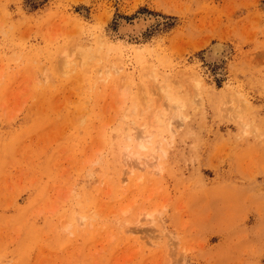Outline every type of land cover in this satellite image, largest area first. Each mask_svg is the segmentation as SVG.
Listing matches in <instances>:
<instances>
[{
  "label": "rangeland",
  "instance_id": "374dc122",
  "mask_svg": "<svg viewBox=\"0 0 264 264\" xmlns=\"http://www.w3.org/2000/svg\"><path fill=\"white\" fill-rule=\"evenodd\" d=\"M0 264H264V0H0Z\"/></svg>",
  "mask_w": 264,
  "mask_h": 264
},
{
  "label": "bare ground",
  "instance_id": "6f19581e",
  "mask_svg": "<svg viewBox=\"0 0 264 264\" xmlns=\"http://www.w3.org/2000/svg\"><path fill=\"white\" fill-rule=\"evenodd\" d=\"M145 20L147 21V19H145ZM139 21H140V22H139ZM142 21H143V20H138L137 24H135V25L133 24L132 27H134L136 30H138L139 27L142 28V26L144 25V23H143ZM144 22H145V21H144ZM135 23H136V22H135ZM138 23H139V24H138ZM147 23H148V22H147ZM124 25H125V26H124ZM124 25H123V26L125 27V28L123 27L124 29H126V30H128V31H131V29H130L131 26H128V25H126V24H124ZM129 27H130V28H129ZM121 28H122V27H121ZM124 29H123V30H124ZM132 29H133V28H132ZM139 31H140V30H139ZM137 32H138V31H137ZM216 46H218V45H216ZM215 49H216V48H215ZM219 49H220V48H219ZM197 84L199 85V84H200V81L197 80ZM198 85H196V86L198 87ZM122 94H123V93H122ZM123 96H124V95H123ZM123 101H124V100H123ZM124 102H125V101H124ZM124 102H123V103H124ZM176 107H177V106H176ZM173 117H174V116H173ZM173 117H172V118H173ZM179 117H180V116H179ZM177 118H178V117H177ZM178 119L181 120V118H178ZM171 120H172V119H170V121H171ZM170 125H171V122L168 123V127H169ZM170 130H171V129H170ZM138 136H139V135H138ZM138 136H137V137H138ZM141 136H143V135H141ZM141 136L138 137L140 141H138V143H137V147H138L140 150H144V149L146 148V146L144 145V139H145V138L143 137V138H144V139H143ZM138 138H136V139H138ZM148 138H149V136L147 137V139H148ZM147 139L145 140V142L147 141ZM148 140H149V139H148ZM150 141H151V140H150ZM148 143H149V142H148ZM148 143H147V144H148ZM150 143H151V142H150ZM150 143H149V144H150ZM139 149H138V150H139ZM154 154H155V152L152 153V156H153V157H154ZM126 158L134 159V160H136V161H140V160H141V154H139V152H137V153H128V155H127ZM156 159H157V158H156ZM134 160H133V161H134ZM154 161H155V160H154ZM134 162H135V161H134ZM137 163H138V162H137ZM140 163H141V162H140ZM152 163H153V162H152ZM138 164H139V163H138ZM136 165H137V164H136ZM138 166H139V165H138ZM152 166H153V165H152ZM155 167H156V166H155ZM131 172H132V169H131V170L129 169V172H128V173L131 174ZM153 210H154V209H153ZM125 211H126V210H125ZM125 211H124V212H125ZM151 213H152V212H151ZM144 214H145V213H144ZM151 215H152V214L149 213V214H147L146 216L150 217ZM84 216H86V215H83L82 217L80 216L81 219H85V218L87 217V216H86V217H84ZM140 216H142V215H140ZM138 219H139V217H138ZM146 219H147V217H146ZM139 221H140V220H139ZM79 223H80V222H79ZM82 223H83V222H82Z\"/></svg>",
  "mask_w": 264,
  "mask_h": 264
}]
</instances>
